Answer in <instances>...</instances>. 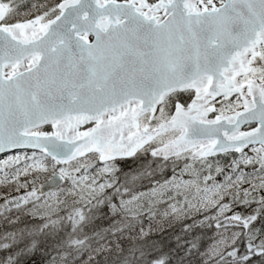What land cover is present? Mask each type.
Returning a JSON list of instances; mask_svg holds the SVG:
<instances>
[{"label":"snow or ice","instance_id":"1","mask_svg":"<svg viewBox=\"0 0 264 264\" xmlns=\"http://www.w3.org/2000/svg\"><path fill=\"white\" fill-rule=\"evenodd\" d=\"M21 15L0 0V187L17 193L0 196V264H42L59 212L83 222L74 206L110 195L138 153L181 164L189 178L173 168L149 198L204 213L209 264H264V0H56Z\"/></svg>","mask_w":264,"mask_h":264},{"label":"rangeland","instance_id":"2","mask_svg":"<svg viewBox=\"0 0 264 264\" xmlns=\"http://www.w3.org/2000/svg\"><path fill=\"white\" fill-rule=\"evenodd\" d=\"M56 0H18L20 5L21 17L20 19H24L23 13L30 7L31 4L34 3H55ZM150 154V153H149ZM145 155V156H144ZM142 160H146L151 155L144 154ZM4 157H0L2 160ZM153 158V157H152ZM140 159V158H139ZM229 162V158L223 159L222 163L227 164ZM174 163V162H173ZM172 168H175V176L177 177V182H183L188 179V175L182 171L181 164H171ZM166 167V166H165ZM138 173L141 171L137 169ZM246 171V169H245ZM249 171L251 169L249 168ZM247 172V171H246ZM116 169L112 172L110 177L114 186H116V178H115ZM102 174V170H101ZM2 175V173H0ZM173 175V170L170 173H167L164 178H162L159 182H154L150 186H146L145 188L139 189L140 186V178L133 177L130 178L129 186L132 188L127 195L117 197L118 191L121 189H117L111 191L110 195H106L107 198H103L99 200L95 205L92 203L90 206L91 209H100V205H104L105 210L103 213V218L99 215L97 222L99 224H108L111 223V230L104 234V237H100L96 242L101 243L93 248V246L80 251L73 260H71L70 264H94L98 263L100 260L98 259L102 254H113L121 252L124 248H129L134 245L136 242H140L148 238L154 234H160L165 230L173 229L180 227L184 224L186 228V232L184 234L189 239L198 236V244L194 248V253L185 258V262L182 264H209L208 256L210 253L209 246L213 243L216 238V231L214 228L209 227L208 223L211 221H205L201 216L204 213L197 212H189L187 214L182 213H174L172 211L173 206L169 205L171 203H175L177 200L180 201V204H183V201L180 197H174L168 200L167 203L160 202L159 200L153 202L149 198V194L152 192L153 188H157L160 183L165 180L170 179ZM21 180L26 179V177H21ZM217 179H221V177H217ZM39 183V182H38ZM247 187V185H245ZM12 186L8 187H0V196L5 193H10V195L15 196L17 193L11 190ZM116 188V187H115ZM21 192L24 190L21 189ZM110 191V190H109ZM173 194H175V190H173ZM139 195L141 203L140 207L136 211H130L126 207L121 205V201L127 203V200L131 197H137ZM113 196V197H112ZM145 201H147V206L145 205ZM104 203V204H103ZM3 204V199H0V206ZM169 205V206H168ZM81 206V205H75ZM85 205H82V207ZM241 208L239 205L236 206V210L240 211ZM67 211L62 210L59 213ZM212 211H215L214 209ZM15 214V210H13L12 215ZM95 216V217H97ZM37 219H33L31 216L23 217L24 222H30ZM67 220V219H66ZM0 232L9 231L10 226L6 221L0 222ZM189 225V227H187ZM89 244V243H87ZM51 264H56L51 263Z\"/></svg>","mask_w":264,"mask_h":264},{"label":"trees","instance_id":"3","mask_svg":"<svg viewBox=\"0 0 264 264\" xmlns=\"http://www.w3.org/2000/svg\"><path fill=\"white\" fill-rule=\"evenodd\" d=\"M142 158L134 161L117 162L118 173L116 177L119 182L115 186L116 190H124L127 185L130 188V178L133 177L140 178V188L145 184L154 182L153 177H156V182L160 181L164 174L162 173L163 169L161 166L155 162L156 159L151 160L149 163L151 166L145 164L138 167L143 162ZM147 160L150 161L149 159ZM137 169L141 171L138 173ZM103 198L107 197L104 196ZM90 206L92 205H89V208H84L85 219L83 222L74 224L69 220H62L54 232L39 237L40 247L36 251L42 258V264L55 262L56 264H70L71 260L80 251L88 249L91 246H97L99 243L96 240L104 237V234L111 230V223L99 224L97 222L98 217H95L100 214L103 216L104 205H100V209H91ZM248 210L250 211V209ZM240 211H245V209H241ZM65 215V213L59 214V216L63 217ZM25 223L34 225L40 224L41 221L34 220ZM186 231L184 224H182L180 227L151 235L140 242H136L129 248H124L121 252L102 254L98 258L100 261L94 264H182L185 262L186 257L194 253V248L199 243L198 236L189 239L184 234ZM35 244L36 241H33L32 246L28 248L29 253L35 247ZM65 257H67V260H65Z\"/></svg>","mask_w":264,"mask_h":264},{"label":"water","instance_id":"4","mask_svg":"<svg viewBox=\"0 0 264 264\" xmlns=\"http://www.w3.org/2000/svg\"><path fill=\"white\" fill-rule=\"evenodd\" d=\"M86 125H88V124H86ZM86 125H82L81 127H84ZM51 187H52L51 185H49V184L46 183L45 186H44V188L42 189L43 193L46 194L50 190Z\"/></svg>","mask_w":264,"mask_h":264}]
</instances>
